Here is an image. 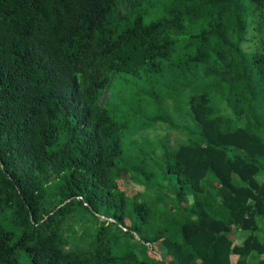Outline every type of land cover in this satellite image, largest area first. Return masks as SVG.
Here are the masks:
<instances>
[{"label": "trees", "instance_id": "16d2710c", "mask_svg": "<svg viewBox=\"0 0 264 264\" xmlns=\"http://www.w3.org/2000/svg\"><path fill=\"white\" fill-rule=\"evenodd\" d=\"M169 72L197 88L188 132L128 161L136 105L170 122ZM126 75L156 90L118 120L103 95ZM167 188L160 225L145 196ZM259 219L264 0H0V264H264Z\"/></svg>", "mask_w": 264, "mask_h": 264}, {"label": "rangeland", "instance_id": "374dc122", "mask_svg": "<svg viewBox=\"0 0 264 264\" xmlns=\"http://www.w3.org/2000/svg\"><path fill=\"white\" fill-rule=\"evenodd\" d=\"M187 32L188 34H192L194 31L188 30ZM172 61H175V58H173ZM126 79H129V81L131 80L129 75L112 77L111 85L103 95L104 102L107 101L109 95H113V99L108 104V110L118 120H121V114L129 108V105L126 104L124 98L127 100H130L131 98L143 99V102H146L150 97V93L148 91L152 89L156 90V88H153L152 83L144 82L143 84H136L134 81L126 82ZM159 84L166 91V106L168 108L166 109L167 113L164 110H161L160 113L163 114L164 117H168L170 122H168L169 124L160 122L158 124L161 125H154L153 118L156 115V110L154 112L151 109L146 111V108L144 109L142 105L140 107L136 105L134 110H136L135 112L137 114V118L131 123V128L123 136V143L126 150L125 155L127 159L129 158L128 161L131 160L133 153H135V143L140 146L141 143L148 142V139H150L151 142L158 143L163 137L167 136L169 140H171V144L175 146L183 140V136L179 133V130L188 132L190 118L186 110V102L188 99L186 94H189L190 90L197 89L196 86H189V90H185L186 83L182 80H177L172 72H169L166 78L160 79L159 83L155 86ZM129 104H132V102L130 101ZM132 112L133 109L127 111V114L130 115ZM150 128L152 130H148ZM258 179L263 181L262 177H259ZM119 184L120 188L129 197L144 191L143 186L132 182L130 179L126 182L120 181ZM172 193L173 190L170 188H167L163 193L165 198H169L168 204L167 201H160L157 195L145 196V200L149 203L155 214L154 221L157 224L164 225L163 220L166 216V212H168L170 210V206H172L170 205V198L173 196ZM127 223L129 224V221H127ZM258 225L259 228L256 234L260 239H264V219H259ZM249 234L250 232L247 231H239V235H236L238 238L236 243L244 241ZM256 259L264 261V256H258ZM19 260L20 264H31L30 259L23 252H20ZM233 261H236L235 257H233Z\"/></svg>", "mask_w": 264, "mask_h": 264}]
</instances>
